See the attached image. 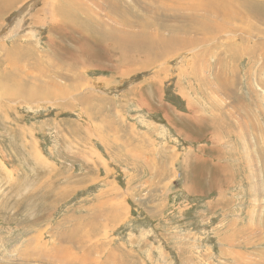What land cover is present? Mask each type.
<instances>
[{"label":"rangeland","instance_id":"374dc122","mask_svg":"<svg viewBox=\"0 0 264 264\" xmlns=\"http://www.w3.org/2000/svg\"><path fill=\"white\" fill-rule=\"evenodd\" d=\"M85 1L0 10V264H264V0H218L190 44L121 68L77 29L140 23ZM163 1L169 37L192 0Z\"/></svg>","mask_w":264,"mask_h":264},{"label":"bare ground","instance_id":"6f19581e","mask_svg":"<svg viewBox=\"0 0 264 264\" xmlns=\"http://www.w3.org/2000/svg\"><path fill=\"white\" fill-rule=\"evenodd\" d=\"M15 1L16 0H1L0 10H1V8H6V7L8 8L12 4H14ZM93 1L97 2V0H93ZM99 1L101 3H103L101 5H103L106 9H107L106 5H109L108 6L109 8H110V5H111L114 9L117 10L118 13L123 12L121 17L125 18V22L128 23V24H126L127 26L131 27V26H134V24L140 23L139 29L133 28L132 31H125V30H122L120 27L116 29L115 25L112 26L111 24H108L107 21H105L106 23L104 21H102V19L100 21L99 17L97 18L94 15L96 17V19H98V25L101 22L102 28L100 26H98V25H95L89 31V30H82V29L79 30V27H78V29H77L79 31L78 33L79 34L81 33L80 34L81 36L84 35L86 37L85 41H80V42L81 43H84V42L86 43V41H87L86 44L89 45L92 48V51L88 55V57L91 55V58L89 57L90 61L91 60L92 61L96 60V58L94 57V54L97 53V52L100 53L102 51V50L98 49L95 45H103V46H105V42H106V46H108V45L111 46L110 42H112L114 48H116L118 50V52L120 53L119 56L117 55V58H114L113 56L111 57L112 61L117 66V68H121L122 66H126V65H133V62L141 63L143 61H150V60L153 59V58L151 59L152 55H155L159 50H162L163 54H164V50L166 51V53H170L173 49H176L178 47V45L186 46V45L190 44L191 41L189 43V40L181 38L182 35L184 34V38H186V37H189L194 32H198V31L202 32V30L205 29L204 26L206 24V20L205 19H199V18H197V16L195 17L194 15L196 13H199L198 10H205V11L206 10H210V12L214 15V17L215 16H219L218 13H216V9H220V6H221L220 3H222L221 1H218V0H209L210 3H211V6L207 7L206 5H204L202 3H196L197 0L189 1L186 4V8L192 11V14H191L192 16H190V15L188 16L187 14H185V15H187V17L185 19L183 17V21L180 20V22H182V25L181 26L175 25L174 27H172L171 31L173 33L172 32H168V34H170L172 37L171 36L168 37V35L165 36L162 31H160V32L164 36L162 34H160V32H158L159 29H158V31L152 30V27H153L152 25L154 23L155 24H157V23H156L155 18L152 17V14L149 13L152 8L160 9V6H161L162 11L164 10V12H166V13L167 12L168 13L173 12L174 11V7H171L168 4H165V2L163 0H160L159 2H157V0H133L135 2V7L141 10L143 16H141L138 12H136L135 15L133 14V15L130 16L129 14H130L131 11H127L128 10L127 8H126L127 10L124 12L123 7H121L120 4L118 5L120 0H109V1H107V0H99ZM80 3H81V0H80ZM128 3L130 5L129 1H128ZM68 4H70V3H68ZM123 4H124V2H123ZM163 4H165L164 7H162ZM80 6H84V5L80 4ZM90 7H88V8L91 9ZM135 7L133 6V8H135ZM129 8H131V7H129ZM180 8H183V7H180ZM85 9H86V7H85ZM4 10L7 11V9H4ZM83 10H84V7L81 10H79V11L83 12ZM129 10H131V9H129ZM133 10L134 9H132V12H133ZM57 11H59V17L55 15L56 13L54 14L56 16V17H54L56 21L57 20L60 21V22L63 21V16H64L66 18L68 17L69 26H73L74 25V23L72 21L74 20L75 14L77 12H75V9L73 10V7L71 9H67L66 7H64V8L60 7V10H55V12H57ZM105 11H108V10H105ZM110 12H112V11H110ZM156 12H157V10H156ZM219 12H222V15L226 14V11L223 8ZM90 13L92 14L93 12H90ZM205 13H207V12H205ZM80 14H82V13H80ZM127 14H128V16L131 17V19L126 18ZM112 15H114V14H112ZM147 16H148V18L146 19ZM119 18H120V16H119ZM192 18H195L197 21L193 23V19ZM197 22H199L201 24V26H202L201 28L199 26H197ZM95 23H97V22L95 21ZM132 23H134V24H132ZM212 23H214V21ZM96 26H98V27L96 28ZM167 26H165V27L160 26V27L166 28ZM166 29H170V27L169 28L167 27ZM164 31H166V30H164ZM80 42H75V43L77 44V46H79ZM65 51H66V48H65ZM66 52L68 53V55H70L72 53V52L70 53V50H67ZM79 53H80V51H79ZM144 55L146 56V59H142V57ZM75 56H76V52L73 55L71 54V57H75ZM73 59L74 60L71 62L72 65L73 64L74 65L75 64H77V65H80V64L86 65V62L80 57L73 58ZM96 65H99V64L96 63ZM58 68H61V66H58ZM55 72L57 74L61 73L59 71H55ZM11 81H13V80H11ZM39 83H41V82L35 81V84H33V85H35V87L38 89L37 85H39ZM54 83L56 85H58L56 80L54 81ZM20 86H22V85H20ZM34 88L32 90L25 89L26 92H24V95L33 96V97L37 96L38 93L35 91L36 89L34 90ZM19 89H21V88H19ZM39 95H40V92H39ZM117 216L118 215L115 214L114 218H116Z\"/></svg>","mask_w":264,"mask_h":264}]
</instances>
